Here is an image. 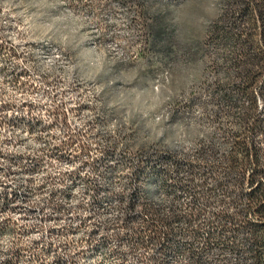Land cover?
I'll list each match as a JSON object with an SVG mask.
<instances>
[{"label": "clouds", "instance_id": "clouds-1", "mask_svg": "<svg viewBox=\"0 0 264 264\" xmlns=\"http://www.w3.org/2000/svg\"><path fill=\"white\" fill-rule=\"evenodd\" d=\"M64 6V0H0V44L15 50L19 57H12L7 51L0 56V153L3 154L0 156V168L4 169L0 172V194L4 193L5 186L11 185L8 189L11 198L13 189L18 184H24L31 188V197L23 205L16 200L13 207L21 205L23 208H35L37 212L36 216L28 219L23 218L25 212L9 209L0 213V223L9 221L13 228L37 229L23 236L16 232L0 236V262L10 259V250L21 248L24 256L21 264H28L33 255L30 251L33 241H40L43 236L45 243L50 241L56 253L65 259L76 257L80 264H121L116 257L106 259L103 255H96L93 259H85L76 255L88 253L86 241L94 227L98 226L99 232L94 244L106 238L109 253L115 248L118 235H124L123 229L118 234L114 227L119 225L124 215L119 201L113 200L111 209L103 214H97L89 207L93 195L92 182H100L101 188H104L110 181L108 192L112 195L127 197L134 191L126 187L134 179L133 167L117 168L109 174L97 162L118 141L115 156L119 159L120 150L131 137H135L133 142L137 150L142 146L171 147L175 141L182 149L179 158L197 152L204 146L201 141L213 143L212 138L218 134L219 124L209 121L211 113L204 105L197 104L192 108L187 120L179 116L182 123L173 121V116L176 105L182 104L193 90L200 93L208 84L227 83L229 79L224 54L211 53L220 67L218 72L210 71L208 59L189 55L190 49L203 44L214 27L223 23L228 0H182L176 4H169L167 0H145V8L152 18L160 22L163 17V23H160L164 32L159 46L140 57L139 62L132 60L134 52L138 56L145 52L143 47L137 46L142 37L140 27L134 22L137 10L129 11L117 5V11L124 13L116 22L119 34L114 43L119 45V50L112 49L116 52L113 57L99 48L92 57L78 49L90 37L89 31H83L81 35V30L93 21L88 20L86 24L81 14L72 17L69 24L68 15L50 14ZM148 34H152L151 30ZM48 47H51V54L46 51ZM97 48L98 45L94 44L93 49ZM111 69L118 70L122 79H108L105 84L101 77H108ZM13 70H26L29 75L21 77L20 84H17L9 75ZM74 74L76 83H73ZM142 82L149 85L147 90L139 88ZM25 83L30 86L22 87ZM70 85L75 91L70 89ZM112 87L120 89L115 96L106 91V88ZM202 95L205 101L210 99L208 94ZM57 96L59 101L55 99ZM58 103L67 104L64 108L68 112L67 127L53 115ZM81 104L91 105L95 111L78 114L76 109ZM260 106L264 108V102ZM17 118H22L25 123L18 126L9 123ZM29 121L33 125L38 121L40 126L32 131L27 123ZM232 123L237 124L238 121L234 119ZM170 128L172 134L165 136ZM143 129H148L147 136L141 135ZM81 132L84 133L83 143L90 149L88 154H83V149L77 145L71 150V162L53 156L55 149L63 150L71 136ZM4 156L22 159L19 164L11 165ZM29 161H32L31 166L41 164L35 173L25 172ZM115 163V159L108 161L112 166ZM9 168L15 175L6 177ZM73 174L81 178L75 187L73 179L69 178ZM108 175L111 179L106 178ZM29 181L31 184H28ZM41 186H44L43 191H38ZM54 189H71V199L59 201L65 206V212L52 211L50 192ZM86 189L88 195L84 194ZM104 193L101 192L102 195ZM152 201L157 206L171 204V199L162 193L153 197ZM41 208L44 209L42 214ZM48 216L53 219L41 223ZM57 216L60 217L58 220L55 219ZM90 216L93 219L81 228L83 221ZM49 228L62 229L64 234L48 236ZM70 229L80 230L70 235ZM64 246H67V251ZM121 250L127 251V245L122 244ZM155 252V247L150 248L145 256ZM55 259L56 254L49 255L43 259V264H53ZM205 259L211 264H253L251 260L237 259L231 253L219 250L206 254ZM171 264L193 262L187 255H180Z\"/></svg>", "mask_w": 264, "mask_h": 264}, {"label": "rangeland", "instance_id": "rangeland-1", "mask_svg": "<svg viewBox=\"0 0 264 264\" xmlns=\"http://www.w3.org/2000/svg\"><path fill=\"white\" fill-rule=\"evenodd\" d=\"M182 0H167L169 4L180 3ZM65 6L56 11L51 12V15L64 14L69 16L68 23L71 24V18L81 16L85 18V23L87 24L88 20H92L91 24H87L86 29L81 30V35L83 31H89L90 37L84 40L80 46L79 51L82 53L89 54L92 57H95L96 52L99 48H103L108 51L109 56H115L116 52L112 51L113 48L119 50V45L114 43L116 36L119 34L117 29L116 22L120 20V17L124 15L123 12L117 11V5L121 7L128 8L129 11L135 9L137 10V16L135 23L140 27L142 33L141 40L138 42V47H143L145 49L144 53H140L139 56L135 54L132 55L133 61H140V57L146 55L150 50L156 49L163 36L164 27L163 17L160 18V22L149 15L147 8H145V0H64ZM149 30H151V35H149ZM23 39V35L20 37ZM98 45L97 49H93V45ZM17 47H20L18 45ZM23 47L28 48L30 45H23ZM42 47V46H41ZM233 39L227 38L221 34H218L214 31H211L203 44L196 45L193 49L189 50V55L191 57H204L208 59L210 65V71L218 72L220 67L217 66L214 59H212L211 53L216 52L217 54H224L227 61V72L229 79L227 83H216L208 84L206 88L201 89V92L193 90L186 95L182 104L176 105V112L173 116V121L176 123H182L180 117H183L184 120H187L191 115L190 110L194 108L197 104H202L206 109L211 113L208 116L209 121H212L214 124H219L218 134L214 136L213 143L206 144L204 141H201V144L204 145L202 149V154H199V150L192 155L185 154L184 158H179L178 154L182 151L175 141L172 142L171 147L164 146L162 149L158 147H148L142 146L139 150L136 149L134 144L135 137L128 138V143L124 146L123 149L119 152V159H116L115 152L119 148V141L113 145L111 151H106V155L98 163L99 166L105 167L106 173H114L117 168H127L133 167L135 170L132 175L133 180L129 181L127 188H131L134 191L125 197L123 195H112L108 191V188H111V182L108 181L106 187L101 188L100 182H92L91 188L93 191L92 198L89 202V207L97 214H103L108 212L111 209L113 200H117L120 203V210L124 215L120 218L121 222L118 226H114L117 233L121 229L124 230V235L119 236L116 241L115 248L109 253L108 243L109 241L106 238H103L101 243L94 244L95 238L98 236V226L94 227L93 230L89 233V238L86 243L89 245L88 253H77V256H84L85 259H93L96 255H103L106 259H111L116 257L121 261V264H171V261L180 255H187L193 264H211L210 261L205 259L206 254H211L212 252L219 250L221 253L228 252L234 256L233 250L230 248L221 249L217 244H211L208 249L199 250L195 248V253H190L188 251L189 243L193 242L190 233L189 234H177L175 237L166 243L164 250L161 249L160 245L156 242L153 243H143L139 244L136 241V235L144 229L145 220L147 219L149 208H155L158 213L164 214L167 209L172 207L175 203L186 202L190 199V196L187 195L184 191L177 188L176 183L174 182V177H182L184 182L185 179L190 178L188 176L190 165L195 172V182L201 183L206 180L207 187H212V195L204 194L201 190H198L196 196H198L199 201L209 202L211 209L214 211H224L231 212L235 211L236 207H233L230 202V198H225L223 190L220 187H217L215 184L217 179H220L225 182V185L233 189V182L228 175L225 174L224 166L219 164L221 159V153H224L225 150L229 147V141L233 131L237 128V124H233L232 121L237 120L238 108L245 102V99L239 98L236 94V84L239 81L237 76V67L234 63L236 58L233 53ZM10 52L12 57H17L15 50L7 48L6 45L0 44V56H3L5 52ZM51 54V47H48L46 50ZM19 58V57H17ZM119 64L117 68H119ZM13 78V82L20 84L21 77H26L29 73L26 70L15 71L9 73ZM122 79L120 77L119 71L116 69L110 70V75L108 77H101L103 82L107 84L108 79ZM77 77L73 76V83H76ZM22 87H28L30 85L22 84ZM72 91H75L69 86ZM139 88L147 90L149 85L147 83H141ZM111 95L115 96L119 93L120 89L112 87L106 88ZM203 93L208 94L210 97L209 100L205 101L203 99ZM264 94V86H263ZM56 101H59V96L55 97ZM235 102L236 104H233ZM264 102V95L257 97L258 110L264 111V108H261L260 104ZM67 106L66 103H58L57 107L53 111V115L56 116L58 122H62L66 127L68 126V112L64 111V108ZM69 111H72L69 109ZM78 114H82L84 111H95V109L88 104L79 105L76 109ZM180 116V117H179ZM228 121V123H224ZM238 121V120H237ZM10 124L18 126L21 123H25L22 118H17L9 121ZM29 124L30 130L35 131L36 128L40 126V122H36V125H33L32 122H27ZM54 126V125H53ZM148 129H143L141 135L147 136ZM172 134L171 128L169 131L165 132V136ZM189 135L191 132L189 131ZM84 133L81 132L79 135H72L69 141H67L63 150L57 148L53 152V156L58 157L61 160H67L71 162L72 151L77 147L83 149V154H88L90 149L83 143ZM6 143H11L6 141ZM63 151V154H62ZM169 151V152H168ZM201 153V152H200ZM0 156H3L0 153ZM170 156H172L170 158ZM8 160L9 164L16 165L20 162V157L4 156ZM79 159V157H76ZM115 159L116 163L114 166L109 165L108 161ZM175 160L177 161L175 163ZM32 161H29L25 172L35 173L41 166L40 163H34L32 166ZM176 164V165H175ZM87 164H85V167ZM4 169L0 168V172H3ZM15 173L12 172L11 168L5 173V176H12ZM73 179V187L76 186V182L80 181L78 174H73L69 177ZM111 179V175L106 177ZM87 183V181H82ZM63 183V181H61ZM31 184V181L28 182ZM152 185H157L156 187L150 188ZM203 185V186H204ZM43 187L37 189L38 191H43ZM202 187V186H201ZM200 187V189H201ZM11 188V185L5 186V191L3 194H0V213L8 211L9 209L13 212H25L26 215L24 219L29 217L36 216L37 212L35 208H23L21 205L27 204L31 197V188L24 185L18 184L16 189H13L11 198L8 196V189ZM22 189V191H21ZM199 189V188H198ZM101 192H105L103 195ZM163 194L164 197L171 199L170 206H157L153 201V197H159ZM85 195H88L87 189L84 192ZM50 198L52 203V211L56 213L65 212V206L62 203H59L60 200L71 199V189H54L50 192ZM16 200L21 201V205L13 207ZM44 209L41 208L40 212L43 213ZM128 216L131 219L130 224H125L123 219ZM57 216L55 219H59ZM52 216L45 217L41 220V223L46 221H51ZM79 219V217H77ZM93 217L86 218L81 224V228L85 227L87 223L92 220ZM178 228H185V223L183 221L176 222ZM36 228L25 229L23 226L13 228L9 221H4L0 223V236L7 232H16L18 235L23 236L29 233L35 232ZM80 229H70L68 234L75 235ZM112 230V229H106ZM62 229H48V236L53 235H62L64 234ZM230 234L226 231H221L220 237L227 239ZM245 236L239 235L234 239L233 245L241 246L245 244ZM127 245V251L121 250V245ZM231 245V244H230ZM158 246V247H157ZM156 248L155 253L145 256V253L149 251L150 248ZM64 250L67 251V246H64ZM33 252L32 257L29 258L28 264H43V259L49 255L56 254V259L53 264H80L79 260L76 257H68L65 259L60 254L56 253L57 250L53 247L51 242L45 243V237H41L40 241H33V248L30 249ZM162 253L163 256L160 254ZM8 255V254H6ZM23 250L21 248H16L10 250V259L0 262V264H21L23 261ZM199 259V262H197Z\"/></svg>", "mask_w": 264, "mask_h": 264}, {"label": "trees", "instance_id": "trees-1", "mask_svg": "<svg viewBox=\"0 0 264 264\" xmlns=\"http://www.w3.org/2000/svg\"><path fill=\"white\" fill-rule=\"evenodd\" d=\"M212 31L233 39L239 77L235 92L245 99L238 108L237 128L219 162L234 188L230 189L220 179L215 181L236 210L214 211L209 202L199 201L198 190L212 195L213 188L204 185L205 178L201 183L195 182L190 165V178L182 183V177H174L177 188L190 199L175 203L164 214L149 208L144 229L136 235V241L139 244L156 242L164 250L175 235L190 233L193 242L189 243L188 251L192 254L195 248L205 250L214 243L221 249L233 250L237 259L264 264V111L258 110L257 105V97L264 95V0H228L223 23ZM180 221L185 223V228L177 227L176 222ZM123 222L130 224V217L126 216ZM221 231L230 236L223 239ZM241 234L245 236V244L233 245Z\"/></svg>", "mask_w": 264, "mask_h": 264}]
</instances>
